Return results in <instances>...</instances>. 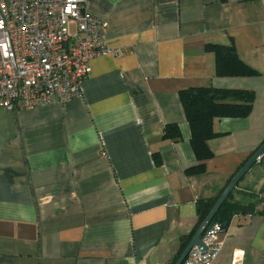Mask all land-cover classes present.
<instances>
[{
    "label": "crops",
    "instance_id": "crops-1",
    "mask_svg": "<svg viewBox=\"0 0 264 264\" xmlns=\"http://www.w3.org/2000/svg\"><path fill=\"white\" fill-rule=\"evenodd\" d=\"M108 52L81 97L0 107V264H174L198 206L264 142V0H85ZM207 44H232L254 76L216 73ZM189 87L251 90L245 117H215L199 164L179 98ZM176 125L180 137H164ZM262 198L263 202L257 203ZM253 205L223 228L215 264H264V155L233 188ZM186 244V245H187Z\"/></svg>",
    "mask_w": 264,
    "mask_h": 264
},
{
    "label": "built area",
    "instance_id": "built-area-1",
    "mask_svg": "<svg viewBox=\"0 0 264 264\" xmlns=\"http://www.w3.org/2000/svg\"><path fill=\"white\" fill-rule=\"evenodd\" d=\"M105 20L85 0H0V107L30 109L81 97L92 58L108 52ZM220 223L204 231L181 264H215L222 248ZM234 252L230 264H240Z\"/></svg>",
    "mask_w": 264,
    "mask_h": 264
},
{
    "label": "trees",
    "instance_id": "trees-1",
    "mask_svg": "<svg viewBox=\"0 0 264 264\" xmlns=\"http://www.w3.org/2000/svg\"><path fill=\"white\" fill-rule=\"evenodd\" d=\"M207 49L213 51L216 62V73L226 76H254L257 72L243 63L232 44H207ZM179 98L183 107L186 120L191 131V146L199 161L197 166L188 168V174H198L205 171L204 162L212 157L208 147V140L217 136L212 127L215 117H245L249 114L254 94L251 90L223 89L213 87H189L179 91ZM164 137L177 139L180 137L176 125H166ZM235 188V187H234ZM233 190V189H232ZM231 193L224 200L214 215L217 223H227L231 217L238 213L253 211V205H241L231 201ZM215 200L199 204L198 225L212 208ZM263 202L259 198L257 203ZM264 212V206L261 210ZM187 240H183V249ZM182 249V251H183Z\"/></svg>",
    "mask_w": 264,
    "mask_h": 264
},
{
    "label": "water",
    "instance_id": "water-1",
    "mask_svg": "<svg viewBox=\"0 0 264 264\" xmlns=\"http://www.w3.org/2000/svg\"><path fill=\"white\" fill-rule=\"evenodd\" d=\"M264 155V142L262 145L254 152V154L241 166V168L233 175V177L230 179V181L227 183V185L224 187L223 191L213 204L212 208L208 212V214L205 216L197 230L195 231L194 235L186 245V247L181 252L180 256L176 260L174 264H181L184 260L185 256L187 255L188 251L193 246H198L203 251H205V247L202 243L201 237L204 231H207L210 229L214 223H216V220L214 219V215L219 209V207L222 205L224 200L227 198L229 193L232 191V189L236 186V184L239 182V180L243 177V175L247 172V170L255 163L257 160ZM223 228L227 226V223L221 224Z\"/></svg>",
    "mask_w": 264,
    "mask_h": 264
}]
</instances>
